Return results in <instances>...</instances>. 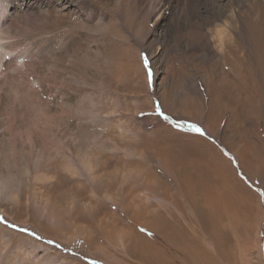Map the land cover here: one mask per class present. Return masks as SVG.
Wrapping results in <instances>:
<instances>
[{
    "label": "rangeland",
    "instance_id": "1",
    "mask_svg": "<svg viewBox=\"0 0 264 264\" xmlns=\"http://www.w3.org/2000/svg\"><path fill=\"white\" fill-rule=\"evenodd\" d=\"M2 1L0 25L13 29L9 6L16 8L19 2L11 0L7 6ZM101 1L99 11L88 0L91 18L71 5L61 26L48 35V42L59 48L45 63L58 58L89 84L64 87L37 64L44 97L52 101L55 116L69 122L70 158L77 164L80 156L88 157L98 178L63 171L64 156L47 145L61 146L58 135L50 140L37 134L32 146L25 133L7 136L8 105L0 96V154L14 146L19 150L0 163V178L24 172L33 160L39 173L68 179L66 185L50 188L29 172L17 179V201L0 195V264H264V119L257 130L260 137L249 131V121L242 122L241 130L231 126L234 138L224 122L210 127L213 133L204 128L200 115L210 102L197 93L206 88L196 78L203 64L196 48L188 46L197 38L187 32L195 29V17L188 27L180 0ZM209 2L190 0V6L195 15L204 14ZM28 36L46 37L35 31ZM25 45L13 55H25ZM141 52L148 56L151 80ZM7 77L0 75V84ZM47 82H52L49 88ZM211 102L217 110L219 101ZM80 107L92 110L98 121ZM207 124L213 125L208 119ZM45 156L57 164L45 162ZM206 190L227 203L229 224L213 226L215 217L201 197ZM144 210L139 217L157 232L151 246L153 235L133 222V213ZM161 234L171 247L164 246V256L155 245ZM204 234L213 237L209 257L199 243Z\"/></svg>",
    "mask_w": 264,
    "mask_h": 264
},
{
    "label": "bare ground",
    "instance_id": "2",
    "mask_svg": "<svg viewBox=\"0 0 264 264\" xmlns=\"http://www.w3.org/2000/svg\"><path fill=\"white\" fill-rule=\"evenodd\" d=\"M25 1L27 2L26 5H24ZM91 1L94 8H98V10L102 8L101 0ZM170 1L172 0H168V2ZM180 1L188 27L195 17V21H193L195 29L187 30V32L189 34L194 33L197 38H195L196 42L190 41L188 46L196 48L199 60L203 64L201 65L203 72L202 74L196 73V78L197 83L201 82L199 84L200 87L203 86L204 88L205 85L206 88L205 91L203 89V94H201L200 90L197 93L200 94V98L203 100L207 98V101L210 102L207 104L206 112L204 113V110H202L200 115L204 128L210 133L212 130L210 127L216 128L217 125L224 122L223 126H225L224 129H226L227 134L229 137L234 138L236 131L233 132L231 126L234 125L237 130H241L242 122L249 121V131L260 137L261 133L259 134L257 130L262 124L261 119H264V0H210L208 4L204 3L206 8L204 14L197 15L191 9L190 0ZM201 1L196 0L200 4ZM2 2L9 6L11 0H3ZM18 2L19 4L16 8L10 9L9 6V15H11L16 27L3 29L0 25V75L5 74L6 76L7 73L10 76L6 78V84H0V89L3 90L0 92V96L4 97V99L6 98L8 105L7 120L9 126L7 125V136L11 138L15 132L18 134L25 133L27 142L32 146L37 139V134L43 135L44 138L48 136L50 140L58 135L61 146H54L51 141H48L47 145L51 149L55 148L56 152H60L64 156L63 171L70 175L75 174V171H79L82 175L95 179L97 176L95 177L93 173L94 166L88 157L80 156L77 164L70 158L69 122L63 118L64 116H55L53 105L51 106L52 101H49V98H45L42 92L43 87L40 84V76L42 74L37 70V64H43V67L46 66L44 70L47 72H45L50 73L52 80H60L64 87L75 86L81 88L90 83L89 79L83 74H79L78 71L76 74H71L73 69L68 66L65 67L60 59L55 58L54 61L45 63V58L48 54L50 56L57 55L58 43L56 45L50 44L48 40L51 36L48 35L52 33L51 28L61 26L63 20L69 15V11L72 10V8L70 10V6H76L77 10L86 13L87 17L92 15L93 7L88 4V0H18ZM101 13L104 14L103 12ZM34 31L38 34L45 33L46 37H29L28 33L33 34ZM22 44H26L23 47V52L27 53L25 55L24 53L13 55L15 51L21 49L20 46ZM63 45L60 42V47ZM205 65L207 66L206 68H204ZM196 78L194 79L196 80ZM194 79L191 83L195 81ZM185 81L184 84L187 85L190 80L187 78ZM51 83L47 82L48 88ZM65 96L68 97V94L65 93ZM213 98L219 101V107H216L217 110L214 109L211 102ZM198 104L200 107L202 106L200 99H198ZM80 111L87 113L92 121H98L96 114L92 110L83 112L84 109L80 107ZM207 119L210 120V123L212 122V126H208ZM15 148L16 146L10 149L7 154H0V163L6 164L11 159L10 157L18 155L19 150H15ZM114 149L117 148L114 147ZM11 150H15L14 153L16 154L12 153ZM43 158L45 162L51 165L57 164L49 156ZM28 159L31 160V158ZM32 161L24 172L15 173V176H12L9 172L5 177L0 178L1 197L5 200L17 201L21 186L20 181L17 179L29 172L32 173L33 180L46 181L51 185L50 188L68 183L66 178L58 181L56 174L47 176L45 173H39ZM13 166H15V163ZM17 172L19 171L17 170ZM93 195L96 196L94 191ZM147 197L146 199H148ZM201 197L208 204L210 213L215 217L213 226L230 223L232 216L225 213L227 203H223L221 199L214 197L210 190L203 191ZM146 212L147 210L142 211V214L133 213L134 217H131H133L135 220L133 222H136L137 226L144 228L145 235L146 232L153 235L148 240V245L151 246L157 232L154 233L148 227L149 223L139 217V215H145ZM161 238V243H155L158 247L157 249H159L156 252L159 255H168L164 250V246H168V243L165 242L162 234ZM208 239L210 237L204 234L199 243L205 248L204 255L209 257L208 252L210 247L214 248V242L213 237H211L210 241H207ZM210 264L213 263L210 262Z\"/></svg>",
    "mask_w": 264,
    "mask_h": 264
},
{
    "label": "snow or ice",
    "instance_id": "3",
    "mask_svg": "<svg viewBox=\"0 0 264 264\" xmlns=\"http://www.w3.org/2000/svg\"><path fill=\"white\" fill-rule=\"evenodd\" d=\"M141 59L143 61V66L144 68L148 71V76H149V80H151V76H152V73H151V69H150V62H149V59H148V56L146 53L144 52H141ZM157 111H159V105H157ZM162 114V113H161ZM165 119H168L167 116H165ZM180 126V125H178ZM192 131H196V132H201L202 133V129L199 128L198 126L196 125H193V124H189L188 126ZM262 195H264V193H262ZM0 221H3V218L0 217ZM12 227H16L15 225H13ZM22 231H28L27 229H22ZM32 235H35V233H32ZM51 243V242H49ZM91 264H98L97 261H91Z\"/></svg>",
    "mask_w": 264,
    "mask_h": 264
}]
</instances>
